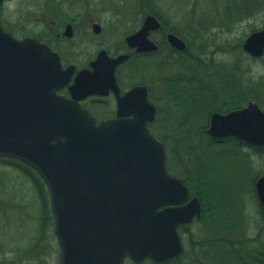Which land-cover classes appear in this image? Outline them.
<instances>
[{"label":"water","instance_id":"95a60500","mask_svg":"<svg viewBox=\"0 0 264 264\" xmlns=\"http://www.w3.org/2000/svg\"><path fill=\"white\" fill-rule=\"evenodd\" d=\"M160 27L150 15L128 45L138 52L158 49L149 35ZM170 42L186 48L174 35ZM243 49L263 56L264 29L250 35ZM127 59L102 51L92 62L95 72L80 73L70 90L87 88L93 94L104 84L117 92L114 72ZM73 72L74 67L63 69L47 45L16 39L0 24V156L24 162L44 180L60 264L162 262L180 255L178 228L201 217V204L196 197L188 202V187L167 171L164 144L148 129L157 115L148 88L136 87L120 98L119 116L97 125L77 101L58 94ZM208 133L264 146V111L250 102L214 113ZM256 190L264 209V177Z\"/></svg>","mask_w":264,"mask_h":264},{"label":"rangeland","instance_id":"374dc122","mask_svg":"<svg viewBox=\"0 0 264 264\" xmlns=\"http://www.w3.org/2000/svg\"><path fill=\"white\" fill-rule=\"evenodd\" d=\"M139 2L11 0L0 5V22L19 39L49 36L45 38L54 48L62 50L65 63L70 61L81 65L101 48L110 52L125 48L126 37L138 31L145 18L137 13ZM153 3L154 9L169 21V28L182 30L194 38L193 54L203 49L205 43L199 39L202 36L206 35L205 40L210 45L207 53L201 55L203 65L184 55L174 56L168 63L160 57H153L137 59L132 66L122 69L120 75L124 85L145 81L151 86L152 102L158 112L150 130L165 142L169 173L184 179L190 172L208 183L205 195L214 206V216H208L201 223V214L200 219L196 218L180 231L184 250L179 256L184 255L185 264H236L233 246L218 242V238L230 237L241 242L243 239L249 241L243 249L236 246L246 252L243 258L247 259V264H262L254 262L253 257L256 252H264L263 214L256 194L257 181L264 176V151L256 154L252 148L241 146L236 141L216 142L208 130L211 124L209 109L223 108L232 104L233 99L241 101L247 98L241 108L249 102H256L264 110V95L252 91L256 81L264 80V56L252 58L245 54V60L237 62L235 54H239L241 49L243 51L245 41L253 32L264 29V10H258L264 0H157ZM249 14L253 15L234 26L233 33L229 32L227 27L232 22ZM79 17H83L85 22L76 30L73 39L58 40L56 34L63 31L64 21L73 20L78 27L82 24ZM93 23L102 27L101 34H94ZM49 28H53V35ZM238 38L243 40L241 49L236 48L238 41L234 42ZM191 77L196 79L188 81ZM199 77L203 80L199 81ZM183 78L186 81L180 86L178 81ZM174 89H179V93L172 95ZM233 110L234 107L220 113ZM199 128H203L200 133L194 131ZM192 130L191 135L181 137ZM19 165L24 168L25 164ZM20 171L6 166L0 170L14 178L17 187L23 191L17 198L13 197L15 203L28 207L25 210H28V218H25V213L20 217L24 230L21 232V227L15 235V227L10 226L3 230L4 236H0V250L4 251L0 252V264H14L18 261L15 259H25L20 251L28 249L38 233V222L33 219L40 213V197ZM242 214L246 216L244 220L235 219ZM46 236L43 245L46 255L41 264H59L60 248L54 223L49 226ZM206 240L208 244L204 245ZM126 264L153 263L150 260L141 263L128 260Z\"/></svg>","mask_w":264,"mask_h":264},{"label":"trees","instance_id":"16d2710c","mask_svg":"<svg viewBox=\"0 0 264 264\" xmlns=\"http://www.w3.org/2000/svg\"><path fill=\"white\" fill-rule=\"evenodd\" d=\"M157 0H140V6L138 8V14L142 15V16H146L147 14H152L155 16H159L161 17V19L164 21V24L168 27V20H166L159 12H157L154 7L155 4L153 2H156ZM264 4H261L260 8L258 10H264ZM255 14V13H254ZM253 14H249L247 16H243L242 18L234 21L231 23V26H228L227 29L229 30L230 33H233V29L234 26H236L237 24L241 23L242 21H244L246 19V17L251 16ZM168 21V22H167ZM170 24V23H169ZM7 30H9L7 28ZM10 32H12L11 30H9ZM174 32H176L177 34H179L185 41H187L189 43V48L187 51H185L182 55L184 56H188L193 60H196L197 63L199 62L200 64L203 65L204 61L202 59V54L207 53L208 48H210L209 42L207 40H205L206 35L202 36L201 38H199L200 40H202L205 45L204 47H202L203 49L200 50V52L198 54H193V50H192V42L194 41V38L186 35L182 32V30H176L174 29ZM13 33V32H12ZM38 39H42L43 36L38 35L35 36ZM238 41L236 48L241 49V43L243 40H241V38L238 39H234V42ZM235 45H234V49H235ZM236 51V49L234 50ZM241 52H239V54H236L237 57V62H240V60L244 59V57L246 56L245 54H247L244 50L242 51V49L240 50ZM200 56V57H199ZM251 57V56H250ZM245 60V59H244ZM205 65V64H204ZM235 68V67H234ZM233 69V68H232ZM201 77H199L200 79ZM196 78L195 77H191L189 79H187L188 81H194ZM203 79L201 78L199 81H202ZM183 81H186V78H183L181 80L178 81V84L181 86ZM187 81V82H188ZM169 82L173 83L172 80H169ZM264 82V80L262 81ZM177 84V85H178ZM172 85V84H171ZM183 89V87H181ZM175 92H173L172 95H176V93H179V89L178 91H176L174 89ZM247 99V98H246ZM245 98H242L241 101L240 99H233L232 104H226L224 105L223 108H217V109H209V114L211 115L212 113L217 112H222L224 111V109H229V108H233L236 109H240L245 101ZM235 101V102H234ZM242 105V106H241ZM241 106V107H240ZM203 128H199L197 130L194 129V131L200 133L199 130H201ZM193 130L190 132H185L182 136H187V135H191L193 132ZM232 141H236L239 142V144L241 146H247L249 148H252L256 154H261V151H264V148H254L252 146L247 145L245 142H242L240 140L234 139V138H229L226 139L224 142L225 143H229ZM10 162H14V163H10V162H6L9 161ZM19 163L23 164L22 162H20L19 160L16 159H8V158H3L0 156V170L1 168H3L4 166L6 167H11L15 170H21L20 173L22 175H24L27 180L33 185L34 190L37 191V193L39 194L40 197V213L39 216L35 219H33L34 221L38 222V233L35 236L34 242L31 244V246L28 249H25V251H20L21 254L25 257V259H15L18 261H15L14 264H41L42 263V258L46 255V251L43 248L44 242L47 239V231L49 229V226H51V224H53V214H52V210H51V205H50V200H49V193L48 190L46 188V184L43 181V179L41 178V176L35 171L33 170L31 167L29 166H25L24 168H22ZM14 178L10 177L6 172H0V215H3V218L0 216V236H4V229L13 226L15 227L16 232L14 233L15 235H17L19 232V229L21 228V232L22 230H24V227L22 226L23 220H20L21 215L23 216V214L25 213V218H28V214L27 211H25L27 208L26 206H22L20 207V203L16 204L14 201V198H17V195L22 194V190L17 187L18 185L16 184ZM184 183L190 188L192 195L193 196H197L200 201L202 202V207H203V212H202V218L199 220V222L203 223L205 219H207V217L209 216V218H212L214 216V212H213V208L214 206H212L209 202L208 196L205 195V192L207 190V185L208 183L206 182V180H204L202 177L200 178L199 176H193L190 172L184 176L183 179ZM46 189V190H45ZM8 196L11 198H8ZM24 196V195H23ZM6 197V199H4ZM14 197V198H13ZM13 198V199H12ZM260 211L263 214V209L260 205ZM16 212H19L16 213ZM31 215H29L30 217ZM245 215L242 214L241 216H236L235 219L236 220H244L245 219ZM26 218V219H27ZM223 217H221L222 219ZM4 222H3V220ZM2 220V222H1ZM263 223H264V214H263ZM237 224V223H235ZM217 239V238H216ZM218 242H222V243H226L229 246H233L232 248L235 250V254L237 257V263L236 264H247V259L243 258V255L246 254V252L241 250V249H237L236 246H242L241 248L243 249V245L245 244V239L241 241L239 240H235L233 238L230 237H222V238H218ZM206 244H208V240H206L204 242ZM242 251V253L240 252ZM0 252H4L2 250H0ZM247 255V254H246ZM184 255L182 256H178L176 258H173L169 261L166 262H162V263H158V262H154L153 260H150L153 264H185L184 262H186L183 258ZM259 260H263L262 262ZM253 261L254 262H260L262 264H264V252H256L255 256L253 257ZM250 263V262H249ZM4 264H11V263H4ZM229 264V263H226Z\"/></svg>","mask_w":264,"mask_h":264},{"label":"flooded vegetation","instance_id":"af4514ba","mask_svg":"<svg viewBox=\"0 0 264 264\" xmlns=\"http://www.w3.org/2000/svg\"><path fill=\"white\" fill-rule=\"evenodd\" d=\"M59 3L63 4L60 1H59ZM150 15H152V14H147L146 16H144L145 18H144V21H143L141 28L143 27L147 17H149ZM152 16L156 17L159 20V22L161 23L160 29H158L156 31H151L150 35H149V39L157 45L158 49L152 50V51H146V52H138L137 48H131L128 45V43H127L128 37L135 35L137 32L140 31V29H141L140 28L135 33L128 35L126 37L125 48L123 50L117 51V52H110L107 49L101 48V49L97 50V52L94 54V56L89 58L87 61H85L84 64H81V65L75 64L74 62H70V61H68V63H65L63 60L64 57L62 55V50L59 49V47L54 48V46L50 43L51 41L49 39H46V38H50V37L45 36L46 38L42 39L41 41L43 43H46L47 45H49L53 49V51H55L59 54L64 69H67L69 67H74V72L71 75V81H70L69 85H67L64 89L60 90L59 94L68 98V99H72V100L79 102L80 105L85 110H87L89 112V114L96 120V122L98 124L102 123L104 121L116 119L119 116V99L124 97L127 93H129L131 90H133L136 87H147L148 92H149L148 99L150 102H152V98H151L152 92H151V86L149 85V83H147L145 81H139V82L136 81V82L131 83L130 85H124L120 80V75H121L122 69L129 67V66H132L137 59H148V58H153V57H160L163 62L168 63L174 59V56H178V57L182 56V54L185 51H187L189 48V43L187 41H185L179 34L174 32L173 29L167 27L164 24V21L161 19V17L155 16V15H152ZM79 18H81L80 23H82V24H80L78 27L75 25L73 20L64 21L65 24H64L63 31H61V33H59V34H56L57 39L58 40L62 39L64 41H69V40L73 39L75 33L78 31L79 28L83 27V22H85L83 17H79ZM95 26L100 27V31L98 33L95 30ZM51 29H53V28H49V31H50V34L53 35L54 32ZM92 29H93V32L95 35H99L102 32V27L97 23L92 24ZM171 35H174V36L178 37L179 39H181L186 44V48L185 49H179V48L175 47L170 42V36ZM104 50H106L108 52V55L111 58H117V57L122 56V55L128 56V59L125 60L123 63L119 64L116 67L115 72H114L116 82H117V86H118L117 92L111 86L107 87L106 85L101 84V86L97 89L98 93L92 94V93H90L91 89L85 88V90H83V91L77 90L73 94L72 91L70 90V87L74 85L77 76L82 72L94 73L95 69L92 66V62L96 61L98 56L100 55V53ZM262 86H264V82L256 81L255 84L252 85V87H253L252 91L259 94V95H261V94L264 95V93H263L264 89ZM259 92H261V93H259ZM156 108H157V106H156ZM157 112H158V108H157ZM214 113H212V114H214ZM125 117L132 118L133 115H128ZM263 225H264V223H263ZM184 228H186V226H181L180 231L183 230ZM247 242L249 243L248 240H245V244ZM259 261L262 262L263 260H259Z\"/></svg>","mask_w":264,"mask_h":264}]
</instances>
